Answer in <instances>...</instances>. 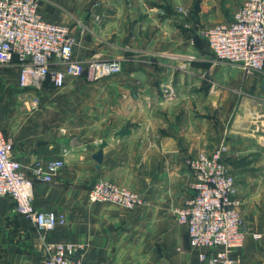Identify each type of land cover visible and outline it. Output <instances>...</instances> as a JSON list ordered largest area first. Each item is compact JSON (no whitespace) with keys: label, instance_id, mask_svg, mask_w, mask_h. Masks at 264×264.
Here are the masks:
<instances>
[{"label":"crops","instance_id":"crops-1","mask_svg":"<svg viewBox=\"0 0 264 264\" xmlns=\"http://www.w3.org/2000/svg\"><path fill=\"white\" fill-rule=\"evenodd\" d=\"M242 2L40 0L46 19L70 26L75 59L122 68L95 81L67 76L62 87L46 80L37 90L19 86L18 61L0 64V128L27 174L37 160L63 158L54 181L35 183L33 204L66 217L45 235L0 229V264H45L55 243L83 247L75 256L106 264H204L176 209L196 193L188 158L222 146L244 220L262 233L233 254L238 264H264V70L246 74L217 58L202 34L231 21ZM243 158L252 162L246 169ZM99 180L147 204L93 203L88 191Z\"/></svg>","mask_w":264,"mask_h":264},{"label":"built area","instance_id":"built-area-1","mask_svg":"<svg viewBox=\"0 0 264 264\" xmlns=\"http://www.w3.org/2000/svg\"><path fill=\"white\" fill-rule=\"evenodd\" d=\"M39 8L40 0H0V64L19 62L20 87L40 90L47 79L62 87L67 76L95 81L121 71L117 60L84 64L75 59L76 39L70 26L46 19ZM202 34L217 58L248 73L264 70V0H243L231 21L215 24ZM163 91L167 99L177 96L170 85H164ZM13 147L0 128V196L11 198L16 213L45 235L64 225L66 217L56 210L37 209L34 185L54 181L64 160H37L27 174L13 157ZM225 151L222 146L188 158L196 193L176 209L177 220L187 226L190 245L198 250L204 264H238L233 251L244 245L248 235L256 240L262 237L261 232L250 229L240 211V201L234 198L236 179L224 161ZM88 197L93 203H116L130 210L147 204L140 193L109 180L96 181ZM47 249L45 264H106L75 256L77 248L71 243L49 244Z\"/></svg>","mask_w":264,"mask_h":264},{"label":"rangeland","instance_id":"rangeland-1","mask_svg":"<svg viewBox=\"0 0 264 264\" xmlns=\"http://www.w3.org/2000/svg\"><path fill=\"white\" fill-rule=\"evenodd\" d=\"M244 72L246 74H251V73L246 72L245 70H244ZM253 73H258V72H253ZM258 105H259V107L262 108L261 111L264 113V95H263V97L259 98ZM251 164H252V162L249 158H243V167H245V169H246V166H249ZM0 198H3V197H0ZM0 207H1L0 208V210H1L0 211V229L1 230H5V229L11 230L12 233L15 232L14 236L18 235L17 232H19L20 231L19 228H22V227H25V228L29 229L30 231H34V230L38 231L37 228L29 220H27L24 216H22L20 214H16V213L14 215L10 210L8 211V209L10 207V199L9 198H3V201L0 200ZM76 248H77V250H83L82 249L83 247L80 248L79 246H76Z\"/></svg>","mask_w":264,"mask_h":264},{"label":"water","instance_id":"water-1","mask_svg":"<svg viewBox=\"0 0 264 264\" xmlns=\"http://www.w3.org/2000/svg\"><path fill=\"white\" fill-rule=\"evenodd\" d=\"M101 158H102V152L99 151L96 155H95V159L100 162L101 161Z\"/></svg>","mask_w":264,"mask_h":264},{"label":"trees","instance_id":"trees-1","mask_svg":"<svg viewBox=\"0 0 264 264\" xmlns=\"http://www.w3.org/2000/svg\"><path fill=\"white\" fill-rule=\"evenodd\" d=\"M48 80V79H47ZM49 81V80H48Z\"/></svg>","mask_w":264,"mask_h":264}]
</instances>
